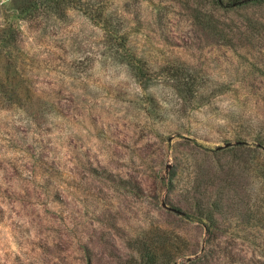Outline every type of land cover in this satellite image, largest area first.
Instances as JSON below:
<instances>
[{"label": "rangeland", "instance_id": "374dc122", "mask_svg": "<svg viewBox=\"0 0 264 264\" xmlns=\"http://www.w3.org/2000/svg\"><path fill=\"white\" fill-rule=\"evenodd\" d=\"M228 91L264 0H0V264H264V119L193 116Z\"/></svg>", "mask_w": 264, "mask_h": 264}, {"label": "clouds", "instance_id": "9594fccd", "mask_svg": "<svg viewBox=\"0 0 264 264\" xmlns=\"http://www.w3.org/2000/svg\"><path fill=\"white\" fill-rule=\"evenodd\" d=\"M68 59H71V56L68 57ZM92 73H94L93 79L96 77H99V80H97L95 85L90 86L94 89H97L100 85H107V84H116L118 81H124L126 80V77H124L123 73L119 74H113L111 70L105 71L103 68H101L100 61H97L95 67L91 70ZM228 76H220L216 77L215 79H219L222 81H227ZM85 78L82 76L81 80H84ZM80 81H77L79 83ZM235 87H238V85H235ZM130 94L133 92H140V89L134 88L130 89ZM106 94V93H105ZM142 94V93H141ZM247 93H239V95H234L232 92L228 91L225 92L224 95L217 96L214 100L215 104H218L219 107L212 111L210 116L201 114L206 112L209 108L208 105H205L204 109H201L198 112L193 113V116H199L202 120H206L207 126L209 128H215L219 126H227L231 124V116L233 114L243 113L244 115H251V116H259L260 119H264V100H260L259 103L256 102V98H250L246 100ZM223 101V103H221ZM111 102V101H109ZM231 109V110H230ZM191 119V117H190ZM187 123V121H185ZM193 128H197L200 125L193 122ZM107 144H113L111 140L106 142ZM119 147V145H116ZM101 152L104 153L103 156H100V159L103 160L105 157H111V148H107L105 146H101ZM70 179H76L71 176L70 173L67 174ZM105 191H107L105 189ZM102 207H110V205L104 203L103 201L100 202Z\"/></svg>", "mask_w": 264, "mask_h": 264}, {"label": "trees", "instance_id": "16d2710c", "mask_svg": "<svg viewBox=\"0 0 264 264\" xmlns=\"http://www.w3.org/2000/svg\"><path fill=\"white\" fill-rule=\"evenodd\" d=\"M219 3H221V0H218ZM103 13V12H102ZM107 15L105 16V22L107 23ZM170 207V206H169ZM172 208V207H171ZM174 208V207H173ZM177 210H179V208H176Z\"/></svg>", "mask_w": 264, "mask_h": 264}, {"label": "water", "instance_id": "95a60500", "mask_svg": "<svg viewBox=\"0 0 264 264\" xmlns=\"http://www.w3.org/2000/svg\"><path fill=\"white\" fill-rule=\"evenodd\" d=\"M164 205H165V203H164ZM166 206V205H165ZM169 209H171V210H173V211H175V212H179V210H177L176 208H171V207H169Z\"/></svg>", "mask_w": 264, "mask_h": 264}]
</instances>
